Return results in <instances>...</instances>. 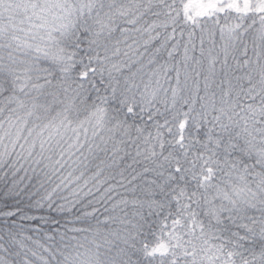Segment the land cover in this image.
<instances>
[{
    "label": "snow or ice",
    "instance_id": "1",
    "mask_svg": "<svg viewBox=\"0 0 264 264\" xmlns=\"http://www.w3.org/2000/svg\"><path fill=\"white\" fill-rule=\"evenodd\" d=\"M0 264H264V0H0Z\"/></svg>",
    "mask_w": 264,
    "mask_h": 264
}]
</instances>
